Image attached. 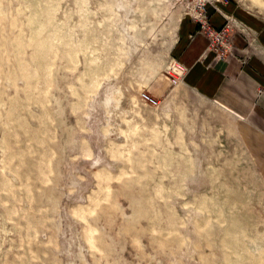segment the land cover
I'll use <instances>...</instances> for the list:
<instances>
[{"label":"rangeland","instance_id":"374dc122","mask_svg":"<svg viewBox=\"0 0 264 264\" xmlns=\"http://www.w3.org/2000/svg\"><path fill=\"white\" fill-rule=\"evenodd\" d=\"M230 5L264 21V0H0V264H264V141L180 58L202 37L248 61Z\"/></svg>","mask_w":264,"mask_h":264},{"label":"crops","instance_id":"0c3cea01","mask_svg":"<svg viewBox=\"0 0 264 264\" xmlns=\"http://www.w3.org/2000/svg\"><path fill=\"white\" fill-rule=\"evenodd\" d=\"M255 30V37L249 40L251 55L247 62H242L237 56L229 54L216 56L213 48H205L203 38L190 42L186 39L180 48V58L188 64H193L187 77L204 93L213 95L220 103L234 111L240 118L236 126L240 133L248 132L246 142L264 141V21L235 5L224 7ZM220 23L225 16L219 13ZM196 24H193V27ZM237 44V43H236ZM185 45V46H184ZM239 46V45H237ZM240 47V46H239ZM238 56L242 55L240 48H234ZM191 58V60H189ZM262 85V86H261ZM259 87L260 90H259Z\"/></svg>","mask_w":264,"mask_h":264},{"label":"built area","instance_id":"2783aa9c","mask_svg":"<svg viewBox=\"0 0 264 264\" xmlns=\"http://www.w3.org/2000/svg\"><path fill=\"white\" fill-rule=\"evenodd\" d=\"M200 22L202 23V27H205V24L203 21L200 20ZM206 35H209V36H213V39L216 38V40H219V42H226V38H225V31H226V28L225 26H222L221 28L219 29H216L214 28L213 26H206ZM215 41L211 42L212 45L214 47L215 44H213ZM226 44V43H225ZM222 57H224V55H222ZM177 81V77L176 76H173L172 78V82H176ZM143 97L150 100V101H154V98H152L150 95H148L146 92H143Z\"/></svg>","mask_w":264,"mask_h":264}]
</instances>
